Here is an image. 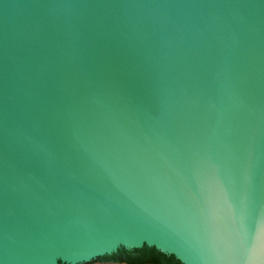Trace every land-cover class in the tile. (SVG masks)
Instances as JSON below:
<instances>
[{"label": "water", "instance_id": "1", "mask_svg": "<svg viewBox=\"0 0 264 264\" xmlns=\"http://www.w3.org/2000/svg\"><path fill=\"white\" fill-rule=\"evenodd\" d=\"M262 220L264 0H0V264H237Z\"/></svg>", "mask_w": 264, "mask_h": 264}, {"label": "trees", "instance_id": "2", "mask_svg": "<svg viewBox=\"0 0 264 264\" xmlns=\"http://www.w3.org/2000/svg\"><path fill=\"white\" fill-rule=\"evenodd\" d=\"M97 261L110 264H183L174 255L165 254L155 247L148 246L132 250L120 249L117 253L99 257L93 262Z\"/></svg>", "mask_w": 264, "mask_h": 264}, {"label": "snow or ice", "instance_id": "3", "mask_svg": "<svg viewBox=\"0 0 264 264\" xmlns=\"http://www.w3.org/2000/svg\"><path fill=\"white\" fill-rule=\"evenodd\" d=\"M142 241H133L131 246H139ZM115 245L110 250H114ZM169 251H176L169 249ZM95 256L92 260H95ZM91 264V261L85 262ZM237 264H264V220L255 226V231L246 232L237 250Z\"/></svg>", "mask_w": 264, "mask_h": 264}]
</instances>
